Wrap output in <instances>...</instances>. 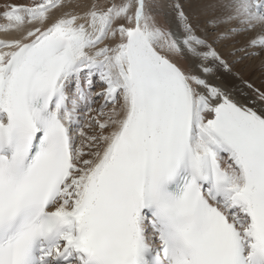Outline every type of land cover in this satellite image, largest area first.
Here are the masks:
<instances>
[{
	"label": "snow or ice",
	"instance_id": "1",
	"mask_svg": "<svg viewBox=\"0 0 264 264\" xmlns=\"http://www.w3.org/2000/svg\"><path fill=\"white\" fill-rule=\"evenodd\" d=\"M203 8L0 0V264H264V0Z\"/></svg>",
	"mask_w": 264,
	"mask_h": 264
},
{
	"label": "bare ground",
	"instance_id": "2",
	"mask_svg": "<svg viewBox=\"0 0 264 264\" xmlns=\"http://www.w3.org/2000/svg\"><path fill=\"white\" fill-rule=\"evenodd\" d=\"M4 3H13L16 0H3ZM208 0H185L186 3V11L201 25L205 23L208 18L209 13L204 11V4H206ZM97 89H94L96 91ZM95 106V105H94Z\"/></svg>",
	"mask_w": 264,
	"mask_h": 264
}]
</instances>
